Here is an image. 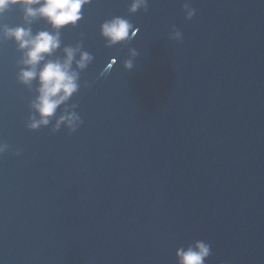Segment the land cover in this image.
I'll list each match as a JSON object with an SVG mask.
<instances>
[{
    "label": "water",
    "instance_id": "1",
    "mask_svg": "<svg viewBox=\"0 0 264 264\" xmlns=\"http://www.w3.org/2000/svg\"><path fill=\"white\" fill-rule=\"evenodd\" d=\"M167 0L84 264H264V0ZM173 26L180 41L170 38Z\"/></svg>",
    "mask_w": 264,
    "mask_h": 264
},
{
    "label": "clouds",
    "instance_id": "2",
    "mask_svg": "<svg viewBox=\"0 0 264 264\" xmlns=\"http://www.w3.org/2000/svg\"><path fill=\"white\" fill-rule=\"evenodd\" d=\"M91 2L92 0H0V17L15 5H19L23 12V24H0V39L15 42L20 53L16 61L19 69L16 79L35 93L28 101L29 116L25 122L30 130L51 124L52 132L64 126L71 133L83 123L76 111L77 104H69L68 101L79 91L80 74L94 57L83 50L82 41L74 46L62 45L61 30L67 26L75 27L83 18V7ZM139 9L147 11L148 0H130L128 11L135 13ZM183 9L186 19L195 15L196 9L189 0H185ZM38 19H43L50 27L33 32L31 25ZM138 32L139 28L134 27L123 16H113L100 24V35L104 38L106 47L131 41ZM170 38L180 41L182 33L173 26ZM58 50L62 54H57ZM137 55V49L130 47L123 67L132 69L133 59ZM115 63L116 58L113 57L100 75L108 73ZM84 86H89L88 82ZM8 149L9 145L0 140V155ZM16 154L19 155V151ZM175 254L177 264H205L206 258L211 255V246L204 240H195L186 247L177 248Z\"/></svg>",
    "mask_w": 264,
    "mask_h": 264
}]
</instances>
